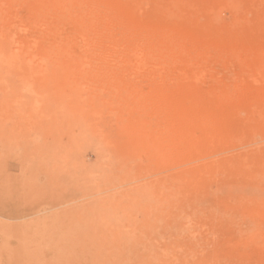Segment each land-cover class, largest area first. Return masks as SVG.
<instances>
[{
  "label": "rangeland",
  "instance_id": "obj_1",
  "mask_svg": "<svg viewBox=\"0 0 264 264\" xmlns=\"http://www.w3.org/2000/svg\"><path fill=\"white\" fill-rule=\"evenodd\" d=\"M64 261L264 264V0H0V264Z\"/></svg>",
  "mask_w": 264,
  "mask_h": 264
},
{
  "label": "bare ground",
  "instance_id": "obj_2",
  "mask_svg": "<svg viewBox=\"0 0 264 264\" xmlns=\"http://www.w3.org/2000/svg\"><path fill=\"white\" fill-rule=\"evenodd\" d=\"M58 23H59V22H58ZM14 24H15V23H14ZM56 25H57V24H56ZM24 30H25V29H24ZM18 32H19V31H18ZM56 32H57V31H56ZM25 33H26V32H25ZM14 34H15V33H14ZM77 36H78V35H77ZM81 36H82V35H81ZM15 37H16V36H15ZM77 39H78V38H77ZM44 42H45V41H44ZM49 45H50V44H49ZM75 46H76V45H75ZM78 46H79V45H78ZM55 47H56V46H55ZM45 48H46V47H45ZM47 48H48V47H47ZM76 49H77V48H76ZM52 51H53V50H52ZM60 52H61V51H60ZM60 52H59V53H60ZM58 56H59V55H58ZM48 57H49V56H48ZM50 57H51V56H50ZM56 59H57V58H56ZM60 59H61V58H60ZM48 60H49V59H48ZM50 61H51V59H50ZM61 61H62V60H61ZM65 61H66V60H65ZM56 62H57V61H56ZM57 63H58V62H57ZM56 65H57V64H56ZM59 65H60V63H59ZM59 65H57V66H59ZM74 65H75V64H74ZM80 65H81V64H80ZM50 66H51V65H50ZM136 66H137V65H136ZM51 67H52V66H51ZM63 96H64V95H63ZM65 97H66V96H65ZM137 123H138V122H137ZM188 138H189V137H188ZM189 141H191V140H189ZM188 143H189V142H188ZM189 144H190V143H189ZM188 146H189V145H188ZM57 149H58V148H57ZM49 153H50V151H49ZM167 154H168V153H167ZM165 157H166V156H165ZM179 157H180V156H179ZM77 158H78V157H77ZM170 158H171V157H170ZM32 159H33V158H32ZM24 160H25V159H24ZM73 160H74V159H73ZM65 161H66V160H65ZM53 162H54V161H53ZM62 165H63V164H62ZM62 165H61V167H63ZM74 165L76 166V164H74ZM25 166H26V165H25ZM23 169H24V168H23ZM35 171H36V170H35ZM41 172H42V171H41ZM72 175H73V174H72ZM66 176H67V175H66ZM66 176H65V177H66ZM70 176H71V175H70ZM70 176H69V178H70ZM75 176H76V175H75ZM75 176H74V177H75ZM71 177H72V176H71ZM46 178H47V177H46ZM65 182H66V181H65ZM144 187H145V186H144ZM24 203H25V202H24ZM39 203H40V202H39ZM122 208H123V207H122ZM134 208H135V207H134ZM27 211H28V210H27ZM1 212H2V211H1ZM25 213H26V212H25ZM91 214H92V213H91ZM96 215H97V214H96ZM86 216H87V215H86ZM92 218H93V216H92ZM98 218H99V217H98ZM89 220H90V219H89ZM105 226H106V225H105ZM111 227H112V226H111ZM113 228H114V227H113ZM83 237H85V236H83ZM81 239H82V238H81ZM28 243H29V242H28ZM30 243H31V242H30ZM24 244H25V243H24ZM71 244H72V243H71ZM31 246H32V245H31ZM69 248H70V247H69ZM74 248H75V247H74ZM100 249H102V248H100ZM69 250H70V249H69ZM84 250H85V249H84ZM23 251H26V250H23ZM66 251H67V250H66ZM89 252H90V250H89ZM29 253H30V252H29ZM67 253H68V252H67ZM35 254H36V253H35ZM97 254H98V253H97ZM65 255H66V254H65ZM38 256H39V254H38ZM34 257H35V256H34ZM36 257H37V256H36ZM56 257H60V256H57V254H56ZM56 257H55V260H56ZM28 258H29V257H28ZM31 258H32V257H31ZM37 258H38V257H37ZM106 258H107V257H106ZM35 259H36V258H35ZM35 259H34V260H35ZM53 259H54V257H53ZM71 260H72V259H71ZM71 260H70V261H71ZM89 260H90V259H89ZM36 261H37V260H36ZM57 261H58V260H57ZM57 261H56V262H57ZM73 261H74V260H73ZM127 261H128V260H127ZM127 261H126V263H127ZM89 262H90V261H89ZM108 262H109V261H108ZM41 263H42V262H41ZM74 263H75V262H74ZM91 263H93V262H91ZM96 263H97V262H96ZM126 263H125V264H126ZM48 264H49V263H48ZM58 264H59V263H58ZM64 264H65V261H64ZM66 264H67V262H66Z\"/></svg>",
  "mask_w": 264,
  "mask_h": 264
}]
</instances>
